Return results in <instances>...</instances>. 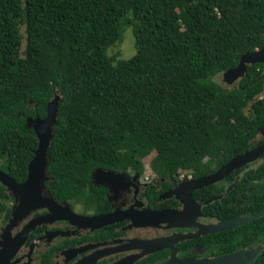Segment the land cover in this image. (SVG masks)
Masks as SVG:
<instances>
[{"label":"trees","instance_id":"16d2710c","mask_svg":"<svg viewBox=\"0 0 264 264\" xmlns=\"http://www.w3.org/2000/svg\"><path fill=\"white\" fill-rule=\"evenodd\" d=\"M124 27L135 54L114 62L106 53ZM263 46L264 0H0V170L26 180L38 145L26 120L44 118L58 95L47 168L57 202L87 204L95 169L142 174L152 153L159 178L214 172L264 143L252 144L264 127V64L238 87L213 81ZM252 172L264 178V161ZM245 197L247 213L264 208V193ZM10 201L0 184V223ZM242 227L264 243V216Z\"/></svg>","mask_w":264,"mask_h":264},{"label":"flooded vegetation","instance_id":"af4514ba","mask_svg":"<svg viewBox=\"0 0 264 264\" xmlns=\"http://www.w3.org/2000/svg\"><path fill=\"white\" fill-rule=\"evenodd\" d=\"M263 161L242 166L214 184L192 190V201L187 203L186 183L210 176L220 167L205 175L183 172L178 177L166 178L153 174L143 177V173L133 171L114 172L122 174L123 178L112 182L111 188L95 186L91 175V185L97 187V191L90 195L87 204L73 202V205L54 199L49 190L53 182L47 172L41 192L43 198H51L77 215L130 211L137 219L135 222L119 220L94 229L79 227L65 220L41 223L29 232L10 264H214L223 257H230L223 264H256L264 252V243L258 241L249 228L242 225L215 233L202 232L206 226L264 211L261 208L247 213L253 206L245 197L264 193H254L264 190V178L251 180L254 176L252 171L257 170ZM246 182L247 189L234 191L240 183ZM7 193L11 197L10 216L0 223V235L19 205L8 190ZM77 205L86 211H77ZM161 212H167L163 221L154 218ZM47 213L46 208L21 211L9 230L10 236L15 237L32 220ZM147 214L152 216L150 220L138 219ZM184 236L187 238H182Z\"/></svg>","mask_w":264,"mask_h":264},{"label":"water","instance_id":"95a60500","mask_svg":"<svg viewBox=\"0 0 264 264\" xmlns=\"http://www.w3.org/2000/svg\"><path fill=\"white\" fill-rule=\"evenodd\" d=\"M255 64H264V46L252 52L242 54L235 67L229 68L223 72L224 82L231 85L234 81L240 80L244 77L248 68ZM59 103L60 97L55 95L46 106V116L44 118L41 119L36 117L34 119L28 118L26 120L27 127L34 131L38 140L37 149L34 151L33 158L27 167L26 180L17 184L6 173L0 170V184L11 193L16 201L19 202L18 209L13 212L10 223L5 226L0 235V264H10L11 258L14 256L17 249L24 243L29 232L35 226L44 222L65 220L79 227L94 229L112 224L119 220H130L135 222L137 219L130 211H114L111 214L96 216L77 215L65 205L58 204L51 198L45 199L42 197L41 192L44 187V179L47 177L48 149L54 136V127L58 123L57 115ZM263 137L264 127L259 129L253 143H257V141ZM261 159H264V143L255 146L253 149L246 150L243 154L230 159L214 174L187 182L184 188L186 191L185 203L192 201V190L214 184L227 177L234 170ZM122 178V174L118 175L101 168L95 169L92 173V181L95 186L111 188L112 182H116ZM262 192H264V190L256 191L254 193ZM206 203H209V201ZM37 208H46L48 213L39 218H35L15 237H11L9 230L20 217L19 213L21 211L25 212L29 209L32 210ZM263 214L264 211H261L244 218H237L219 224L209 225L204 228L202 234L215 233L242 226L248 222L256 220ZM151 218L152 216L147 214L138 219L140 221H148ZM154 218L163 221L167 218V212H161L155 215ZM182 238H187V236ZM228 259H230V257L220 258L214 261V264L227 263Z\"/></svg>","mask_w":264,"mask_h":264},{"label":"rangeland","instance_id":"374dc122","mask_svg":"<svg viewBox=\"0 0 264 264\" xmlns=\"http://www.w3.org/2000/svg\"><path fill=\"white\" fill-rule=\"evenodd\" d=\"M20 32L22 36L24 37V27L20 28ZM134 54H135V46H134V37L132 34V29L131 27H124V29H122L121 38L119 42H117L114 46L110 47L107 50L106 55L108 58L112 59L114 62H117V61L128 60ZM213 81L219 84L220 87L223 89H232L235 86H237V82H238V80H236L231 85L225 83L223 80V73L215 76L213 78ZM259 97H264V91ZM153 157H154V154L152 153L143 160V163H144L143 177H148L152 175V171L150 168V162L152 161ZM73 204L74 203H71V205ZM76 210L79 212L86 211V209L80 205L76 206Z\"/></svg>","mask_w":264,"mask_h":264}]
</instances>
